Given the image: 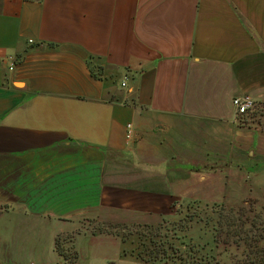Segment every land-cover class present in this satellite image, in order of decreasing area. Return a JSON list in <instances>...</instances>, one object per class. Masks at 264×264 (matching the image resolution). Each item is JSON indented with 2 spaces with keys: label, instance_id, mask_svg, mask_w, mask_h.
<instances>
[{
  "label": "crops",
  "instance_id": "0c3cea01",
  "mask_svg": "<svg viewBox=\"0 0 264 264\" xmlns=\"http://www.w3.org/2000/svg\"><path fill=\"white\" fill-rule=\"evenodd\" d=\"M242 95L264 111V0H0V264H141L97 227L162 221L223 158L264 162Z\"/></svg>",
  "mask_w": 264,
  "mask_h": 264
},
{
  "label": "rangeland",
  "instance_id": "374dc122",
  "mask_svg": "<svg viewBox=\"0 0 264 264\" xmlns=\"http://www.w3.org/2000/svg\"><path fill=\"white\" fill-rule=\"evenodd\" d=\"M260 111L261 107L255 104L253 116ZM194 144L201 148L214 145L211 142ZM221 144L216 147L225 157L229 152L227 143ZM222 160L226 167L217 173H206L205 183L200 187L196 181H190L188 186L192 188L188 194L183 195L187 191L185 185L180 187L175 183L178 186L175 193L180 199L165 208L172 215L163 217L162 221L122 226L106 223L97 228L105 231L116 228L133 240L141 264L157 260L179 264V258L190 264H250L252 259L253 264H261L264 261V162L246 167L249 175L230 167L228 157ZM208 161L199 164L206 167ZM181 163L182 160L177 162ZM194 163L193 167H198ZM196 176L193 173L190 178ZM162 250L169 257L160 256Z\"/></svg>",
  "mask_w": 264,
  "mask_h": 264
},
{
  "label": "built area",
  "instance_id": "2783aa9c",
  "mask_svg": "<svg viewBox=\"0 0 264 264\" xmlns=\"http://www.w3.org/2000/svg\"><path fill=\"white\" fill-rule=\"evenodd\" d=\"M123 85V83H121ZM235 115H249L255 111L254 101L247 95L233 97L231 99ZM125 138H130V124L126 125Z\"/></svg>",
  "mask_w": 264,
  "mask_h": 264
},
{
  "label": "trees",
  "instance_id": "16d2710c",
  "mask_svg": "<svg viewBox=\"0 0 264 264\" xmlns=\"http://www.w3.org/2000/svg\"><path fill=\"white\" fill-rule=\"evenodd\" d=\"M217 241H218V239H216ZM243 241L245 242V238L243 239ZM168 248V247H167ZM57 251L59 252V254H61V255H63L64 257L66 256L64 253H63V251H62V249H60V248H58V246H57ZM161 255L160 256H163V257H165V255L167 256V257H169V254H166L165 253V250H162L161 252ZM68 255V259H69V264H73L74 263V260H75V258H76V256H75V254H67ZM179 260V264H190L188 261L186 262V260L185 259H178ZM253 259H252V261H250V264H253ZM261 264H264V261H261L260 262ZM198 264H202V263H198ZM204 264H207V263H204Z\"/></svg>",
  "mask_w": 264,
  "mask_h": 264
}]
</instances>
